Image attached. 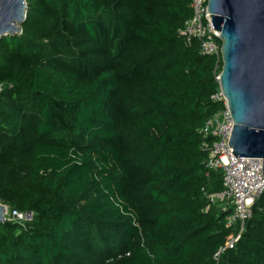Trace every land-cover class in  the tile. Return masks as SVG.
<instances>
[{
  "label": "trees",
  "instance_id": "trees-1",
  "mask_svg": "<svg viewBox=\"0 0 264 264\" xmlns=\"http://www.w3.org/2000/svg\"><path fill=\"white\" fill-rule=\"evenodd\" d=\"M193 0H26L0 40V264H215L202 191L222 59L179 34ZM222 264H264V194Z\"/></svg>",
  "mask_w": 264,
  "mask_h": 264
},
{
  "label": "water",
  "instance_id": "water-1",
  "mask_svg": "<svg viewBox=\"0 0 264 264\" xmlns=\"http://www.w3.org/2000/svg\"><path fill=\"white\" fill-rule=\"evenodd\" d=\"M26 0H0V40L22 33ZM222 41L218 79L234 120L230 140L237 158L264 161V0H209ZM8 207L0 201V223Z\"/></svg>",
  "mask_w": 264,
  "mask_h": 264
},
{
  "label": "built area",
  "instance_id": "built-area-1",
  "mask_svg": "<svg viewBox=\"0 0 264 264\" xmlns=\"http://www.w3.org/2000/svg\"><path fill=\"white\" fill-rule=\"evenodd\" d=\"M192 17L179 30V34L187 44L195 39L200 42L204 55L222 59V41L220 33L214 28L209 12V0H193L191 4ZM220 74L217 76L219 79ZM215 102H222L224 107L207 118L198 132L205 139L211 140L204 144L209 152L205 161L206 175L221 170L223 173V190L210 192L202 189L208 200L206 211L212 206H218L226 216V227L234 230V234L215 253V264H222L223 256L235 249L241 239L246 222L251 218L252 206L264 194V161L257 158H237L230 149V140L234 128V120L228 102L220 87L212 96ZM9 212V211H8ZM8 214V213H7ZM9 220L31 221L33 215L10 211ZM6 215V219L8 218Z\"/></svg>",
  "mask_w": 264,
  "mask_h": 264
},
{
  "label": "rangeland",
  "instance_id": "rangeland-1",
  "mask_svg": "<svg viewBox=\"0 0 264 264\" xmlns=\"http://www.w3.org/2000/svg\"><path fill=\"white\" fill-rule=\"evenodd\" d=\"M8 215H9V212H8V214H7V217H8Z\"/></svg>",
  "mask_w": 264,
  "mask_h": 264
}]
</instances>
